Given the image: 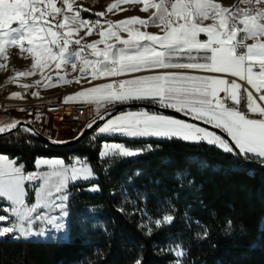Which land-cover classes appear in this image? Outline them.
Listing matches in <instances>:
<instances>
[{
	"label": "snow or ice",
	"instance_id": "obj_1",
	"mask_svg": "<svg viewBox=\"0 0 264 264\" xmlns=\"http://www.w3.org/2000/svg\"><path fill=\"white\" fill-rule=\"evenodd\" d=\"M135 2L142 5L141 12L149 13L147 18L130 17L113 22L102 19L105 13H95V20L83 16L89 9L74 7L75 0H0V60L4 61L0 70L7 68V49L17 48L21 58H27L24 53L31 57V67L16 72L15 77L40 75L32 84L22 85L24 88L80 83L87 77H91L89 84L104 78L125 77L82 89L67 96L65 102L115 107L147 100L226 135L183 119L143 110L111 116L98 127V132L206 143L237 161L264 166V0H236L230 6L222 5L219 0ZM114 7L109 5L107 11ZM149 27H156L158 32H149ZM92 35L99 38L86 42L85 38ZM52 64L59 70L55 84L45 72V69L51 71ZM69 66L79 75L68 79ZM170 69L179 71H167ZM141 72L148 74L135 75ZM9 82L14 79L9 78ZM32 95L38 97L39 93ZM13 98L22 96L12 93L9 99ZM93 123L86 128H91ZM13 130L17 134L39 135L35 129L24 127L23 122L0 121V135ZM152 150L151 144L132 149L125 144L105 142L98 160L102 165L107 163L104 170L109 172L117 160ZM17 160L0 153V210L7 213L0 215V222H6L0 224V241H69L70 186L86 182L89 186L84 191L94 194L102 190L99 183H93L98 177L89 158L70 157L66 163L63 158L37 157L35 168L46 167L47 171L32 172H26L25 165ZM141 175V171H135L127 178L129 185ZM174 179L181 188L185 181L188 186L194 185V180L183 173L178 172ZM30 189L34 192V202L30 200ZM110 195L117 193L113 190ZM119 195L124 200L117 211L129 216L138 214L141 217L138 228L146 236L174 224L175 205L170 200L159 202L160 215L154 217L146 207L147 195L139 194L144 207L135 206L132 212L124 207L128 203L135 205V201L128 199L127 189L122 187ZM200 203L203 204L202 199ZM95 211V207L85 209L81 223H87V214ZM182 219L189 230L193 224L200 229L194 233V239H207L206 225L194 220L187 211ZM37 222L46 227H39ZM104 231L108 234L106 228ZM232 231L229 219L223 232L231 235ZM160 251L173 255L170 264H184L188 256V249L173 240ZM142 260L141 256L135 264H142Z\"/></svg>",
	"mask_w": 264,
	"mask_h": 264
},
{
	"label": "trees",
	"instance_id": "obj_2",
	"mask_svg": "<svg viewBox=\"0 0 264 264\" xmlns=\"http://www.w3.org/2000/svg\"><path fill=\"white\" fill-rule=\"evenodd\" d=\"M12 120L6 114L0 115L4 123ZM103 140L93 139L91 133L71 148H53L33 135L17 134L16 130L0 135V153L10 159L18 158L26 172L36 169L34 164L39 156H57L66 163L70 157H88L98 177L93 183H99L102 189L93 194L83 190L89 186L86 182L70 186L69 241L3 240L0 264H135L141 256L142 264H170L174 257L160 251L170 240L188 249L184 264H264V171L206 143L113 137L111 140L132 149L151 144L153 150L117 160L105 172L107 163L102 165L98 160ZM137 170L142 175L129 185L127 178ZM178 172L194 180V185L188 186L185 181L181 188L174 179ZM122 187L127 189L128 199L135 201V205H124L128 212L135 206L144 207L139 194L147 195L146 207L154 217L160 215L159 202L170 200L175 205L174 224L146 236L138 228V214L129 216L117 211L124 200L119 195ZM113 190L117 195H110ZM29 191L33 202L34 192ZM89 207L96 211L87 214L88 222L82 224L81 216ZM186 211L208 227L207 239H194V233L200 229L195 224L191 230L186 227L182 219ZM229 219L233 231L225 235L223 228Z\"/></svg>",
	"mask_w": 264,
	"mask_h": 264
},
{
	"label": "rangeland",
	"instance_id": "obj_3",
	"mask_svg": "<svg viewBox=\"0 0 264 264\" xmlns=\"http://www.w3.org/2000/svg\"><path fill=\"white\" fill-rule=\"evenodd\" d=\"M219 2L224 6H230V5H233L236 2V0H219ZM109 5H116V7H114L112 11H107ZM73 6L77 8L83 7V8L89 9L88 12H83L82 15L85 17H91L93 20L97 19V17L95 16V13H105L102 19L104 21L111 20L113 22L122 21L130 17L147 18V16L149 15V13L140 11V8L142 7V5L138 2H135V0H123V2H120V0H75V3ZM104 26L106 27V25ZM147 30L153 33L158 32V29L156 27H149ZM81 35H83V33H81ZM122 35L126 36V33H122ZM98 38L99 37L97 35H92V36L86 37L85 41L91 42ZM99 47H103V45H100ZM7 56H8L7 68L0 70V100H4V98L9 99V96L12 93H20L22 98L9 99L11 100L9 102L10 106L7 108L6 106L5 108L4 107L0 108V115L6 114L7 116L13 118L14 120L22 119L23 114L20 111V107L22 105L29 104V102L33 103L42 97L46 98L47 103L65 101V98L67 96L74 94L82 89L93 87L95 85L102 84V83H108L114 79V78H104L101 80H94L91 82V84H89L88 80H90L91 77H87L85 79H82L80 83H76L75 81H73L71 84L59 83L57 86L47 87V88L43 87V85L24 88L22 87V85H25V84L30 85L33 83V81L40 79L39 73L37 75L29 76V77H19V78L15 77L16 72L30 70L31 57L27 53H24L23 56L27 58H21V53L19 49L17 48L7 49ZM3 62H4L3 60H0V63H3ZM57 71L59 70L55 68L54 64L51 65V71H49L48 69H45V72L48 73V75L50 76L56 75ZM67 71L70 73L69 76L67 77L68 79H72L74 76L79 75L78 72L76 73L72 72L70 66L67 68ZM167 71H179V70L170 69ZM61 74L63 73L61 72ZM144 74H148V73L141 72V73H136L135 75H144ZM9 78H13L14 82H9ZM121 78H125V77H121ZM33 92H38L39 96L38 97L33 96L32 95ZM111 106H112L111 104H107L104 107L96 106V109H95L96 114L103 113L104 111H106V109H108ZM140 110L147 111L144 109H135V110H127V111L136 112ZM127 111H122V112H127ZM122 112H119L117 114H120ZM149 114H159V113L149 112ZM114 115H111V116H114ZM110 117L102 121L98 125V127L102 126ZM169 117H172V116H169ZM187 122L193 123L191 121H187ZM31 124L34 126L36 130L46 135L50 139H53L56 141H62V140L71 138L67 129L60 127L56 117H53L50 115L40 116L39 118L36 117L35 119H33ZM98 127L92 132V138L93 137L95 138L103 137L104 138V140L101 143V148L105 142L124 144L122 142L111 140L113 137H123L127 139H134V138L122 136L118 133H99ZM139 138L145 139V138H151V137H139ZM39 157L60 158L57 156H52V157L39 156ZM35 171H47V168L46 167H41L39 169L36 168ZM34 200H35V197L33 195V202ZM44 211H48V210H44ZM52 214H56V213L53 212ZM0 215H7V213L0 210ZM68 222H69V218H68ZM4 223L6 222H0V224H4ZM37 225L39 227H46L43 224H39V222H37Z\"/></svg>",
	"mask_w": 264,
	"mask_h": 264
},
{
	"label": "built area",
	"instance_id": "obj_4",
	"mask_svg": "<svg viewBox=\"0 0 264 264\" xmlns=\"http://www.w3.org/2000/svg\"><path fill=\"white\" fill-rule=\"evenodd\" d=\"M52 83H56L58 81L57 75H52ZM114 79H122L121 77ZM241 84L244 82L240 81ZM244 86H247L246 84ZM11 100L4 98V100H0V108L6 106L9 107V102ZM96 106L97 104L85 103V102H50L47 103L46 98H39L37 101L22 105L20 107V111L23 116L22 119L29 121L32 123L33 119L40 116L50 115L56 117L58 120V124L62 128H66L71 138L76 136L83 127L91 122L94 118H96L99 113L96 114Z\"/></svg>",
	"mask_w": 264,
	"mask_h": 264
},
{
	"label": "water",
	"instance_id": "obj_5",
	"mask_svg": "<svg viewBox=\"0 0 264 264\" xmlns=\"http://www.w3.org/2000/svg\"><path fill=\"white\" fill-rule=\"evenodd\" d=\"M133 109H144V110H147V111H151V112H155V113H159V114H163V115L176 117V118L183 119V120H186V121H191V122L196 123L198 125H201L203 127L209 128L212 131H216L218 134H220L222 136L226 135L224 133H220V131L218 129H211L210 126L202 124L201 121H193L191 119V117H186V116H183L180 113H176L173 109H170V108L169 109H165L163 107H160L158 104H154V103H151L149 101H143V100L130 101V102L126 103V104H119V105H116L115 107H113V106L109 107L107 109V114H105L106 111H104L103 113H101L100 115H98L96 118H94L92 120V121H95V123H93L91 128H86V125H88L90 123L89 122L88 124H86L83 127V129H82L83 130V134L82 135H80V133L82 132V130H81L76 136H74L72 138H69V139H66V140H62L65 143H59L61 141H56V140L50 139L46 135L40 133L38 130H36L34 128V126L29 121H26L24 119H18L17 121L23 122L24 127H26V128L35 129V131L38 132L39 135L38 136L33 135V136L36 137L37 139H39L44 144H46L48 146H51L53 148H71V147L77 145L78 143H80L86 137L90 136L91 133L98 127V125L102 121H104L105 119L110 117L111 115L117 114V113L122 112V111L133 110ZM101 115L104 116V119H100ZM77 136H79V139H75V137H77ZM247 164L252 166V167H254V168H256V169L264 171V166H261V165L255 163V162L247 163Z\"/></svg>",
	"mask_w": 264,
	"mask_h": 264
},
{
	"label": "crops",
	"instance_id": "obj_6",
	"mask_svg": "<svg viewBox=\"0 0 264 264\" xmlns=\"http://www.w3.org/2000/svg\"><path fill=\"white\" fill-rule=\"evenodd\" d=\"M209 23H210V21H209ZM201 38L203 39V38H205V37L202 36ZM251 42H252V41H248V43H251ZM143 101H147V100H143ZM133 110H135V109H133ZM149 112H151V111H149ZM154 138H156V137H154ZM35 170H36V169H35ZM35 170H34V171H35ZM31 172H32V171H31Z\"/></svg>",
	"mask_w": 264,
	"mask_h": 264
}]
</instances>
